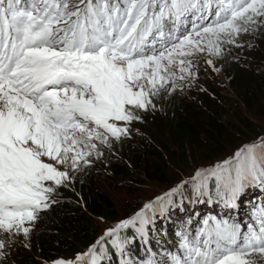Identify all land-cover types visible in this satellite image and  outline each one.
Returning a JSON list of instances; mask_svg holds the SVG:
<instances>
[{
	"label": "snow or ice",
	"instance_id": "1",
	"mask_svg": "<svg viewBox=\"0 0 264 264\" xmlns=\"http://www.w3.org/2000/svg\"><path fill=\"white\" fill-rule=\"evenodd\" d=\"M220 6L224 22L195 32L208 38L206 47L185 37L170 49L147 54L148 37L162 36L166 23L198 9V0H0V230L28 235L25 222L49 207L46 194L53 189L43 182L58 185L67 179L42 157L62 164L73 153L75 166L83 148L95 149L94 138L106 142V134L126 133L113 122L139 119L134 110L146 109L157 85L174 80V53L219 55L222 38L234 43V34L264 24V0H220ZM185 44L191 50L184 51ZM190 68L191 61L179 60L180 79L191 75ZM201 177L214 179L225 208H239L248 188L264 190V141L237 150L207 173L197 170L196 178ZM206 190V183L196 185L198 194ZM152 207L145 204L105 236L136 219L147 223L144 213ZM202 223L195 232L177 233L176 252L147 264H255L254 255L264 256V207L258 227L249 224L247 231L226 218ZM113 244L122 252L118 241ZM4 246L0 242V249ZM95 248L55 264H81L86 256L90 264H100Z\"/></svg>",
	"mask_w": 264,
	"mask_h": 264
},
{
	"label": "rangeland",
	"instance_id": "2",
	"mask_svg": "<svg viewBox=\"0 0 264 264\" xmlns=\"http://www.w3.org/2000/svg\"><path fill=\"white\" fill-rule=\"evenodd\" d=\"M215 1L213 0V2ZM200 2L207 3L208 6L210 5V0H200ZM223 22L224 20L221 23ZM185 37H191L193 41L200 40L201 44L205 47L207 45V37L202 39L193 33L185 35L182 40ZM233 39L234 43H227L222 38L219 55H210L207 50L203 52L193 51L192 55L184 57L179 56L178 53H174L173 55L176 58L174 80H170L164 87L157 85L158 91L154 95H151V104L146 109L134 110V115L139 117L138 120L133 119L127 123L123 121L113 122L119 127L127 128L126 133L121 134L119 138L106 134V142L94 138L90 143L96 145L95 149L90 147L83 148L85 154L77 158L75 166H73L71 159L73 153H69L68 161L62 164H57L47 157H42L44 162L53 164L59 171L67 173V179H62L58 185L54 181L43 182L45 187L53 189L46 194L48 198L56 197L55 191H64L66 187L71 186V183L79 179L83 174H90L95 181V186L105 192L113 201L117 212L115 219L91 216L98 227L96 242H101V237L103 239L105 237L110 239L124 231L127 227L120 228L111 236H105L107 230L115 229L122 221L133 219L136 213L144 208L145 204L153 205L152 209L145 210L144 219L147 223L142 225L141 220L136 219L134 224H130L129 226L131 227H128L134 231L136 238H138L141 232L144 235L145 228L150 235L148 227H151V231L153 229V231L158 232L164 244L173 248L175 246L173 240L174 225L182 221L181 226L185 225L184 229L186 232H190V223L194 222V227L199 229L203 226L200 220H205V215H208V213L228 217L231 222H239L242 231H247L246 226L249 224L258 227L255 222L260 209L264 207V190L259 186L255 187V189H247L243 204L239 207V212L238 208L231 210V208L221 207L224 204L216 187L209 188L208 183H215L214 179L205 180L204 177L196 178L197 170L207 173L216 165L232 158L237 150L253 143L260 145L264 141V120L252 117L245 112L246 110L236 91L229 85V75L223 64L224 61L226 63L227 58L234 59L235 57H239L240 53H244L243 64L261 76H264V24L257 23L256 25H252L247 32L241 31L239 34H234ZM174 44H179L177 43V39L169 45L163 44L155 47L152 52H156L158 49H170ZM183 50L189 51L191 50V46L185 44ZM180 59L191 61V75L184 73V79H180L182 75L179 71ZM208 60L212 61L211 65L207 63ZM171 88H176V91L181 93L186 99L190 98L194 101L197 100L200 90L205 91L211 96L213 94L210 89L216 90L219 95L225 97L224 99L220 97L218 100V102L223 103L222 121H227L230 118L235 123L237 113L242 111V113L251 118L256 126L253 131L237 132L234 142L224 145V151L220 155L210 156L211 158L203 163L192 162L189 166H184L177 161V155L178 157L183 156L182 153L180 152L179 154V148L173 143L167 132L164 131L165 128L161 127L162 124L158 121V118L155 117V120L150 121L145 116V113H154L156 115L159 112L160 107L158 102L160 101V93ZM99 131L103 132V129H99ZM112 139H127L134 142L137 147H140L138 142L142 141L161 151L163 162H158L164 163L165 171L170 177V182L165 183L166 180L158 179L161 175L158 172L153 174L156 175L154 177L147 174L145 168L148 157L145 155L139 153V157H137L139 164L137 165L130 163L123 155H115L112 147L109 146ZM81 149L82 146H78L76 151H81ZM257 151H259V147ZM115 159L126 163L128 168L126 174H113L111 165ZM200 183L207 184L206 193L203 195L198 194L196 191V185ZM174 189L176 191H173ZM158 197L161 199L157 200ZM254 213L257 215H253ZM153 214L155 216H152ZM197 216L200 218L199 221H193V218ZM41 219V211H37L34 221L25 222V226L30 229L27 236H24L22 232L20 234H10L0 230V242H3L5 245L3 249H0V253H2L0 255V264H20V248H30L31 234L33 230L41 228ZM170 225L173 226L170 227ZM141 228L143 229L142 231ZM144 240L148 239L144 237ZM157 247L156 251L153 250L155 255L151 253L152 250L150 248L148 249L150 254L148 261H159L167 254V251L160 244H157ZM78 254L81 253H74V255L60 253L49 261L39 258V262L36 264H55V261L59 259L75 261ZM252 259L255 264H264V256L254 255ZM81 264H87V260L85 259Z\"/></svg>",
	"mask_w": 264,
	"mask_h": 264
},
{
	"label": "trees",
	"instance_id": "3",
	"mask_svg": "<svg viewBox=\"0 0 264 264\" xmlns=\"http://www.w3.org/2000/svg\"><path fill=\"white\" fill-rule=\"evenodd\" d=\"M239 55L234 59L227 58L226 63L223 62L229 75V85L236 91L245 112L264 120V76L243 64L244 53ZM210 90L212 96L200 90L197 100L194 101L186 99L176 88H171L160 93V108L156 115L145 113L150 121L157 117L161 122V127L165 128L164 131L179 148V154L182 153L183 156L177 155V161L184 166H189L192 162L203 163L210 159V156L220 155L224 151V145L234 142L237 132L253 131L256 126L242 111L237 113L235 123L230 118L222 121L223 103L218 100L225 97L219 95L216 90ZM109 144L115 155H123L135 165L139 164V153L145 155L148 157L145 168L147 174L154 177L156 175L153 174L158 172L161 174L158 179L166 180L165 183L170 182L164 163H159L163 162L161 151L142 141L138 142L140 147L127 139H112ZM111 170L114 175H118L126 174L128 168L125 162L115 159ZM208 184L209 188L215 186L213 182ZM55 192L56 197L47 199L49 207L41 211L42 226L33 230L30 248H20V264H36L39 258L49 261L60 253L82 254L93 246H96L100 264H122V261L147 264L150 258L149 248L153 253L158 248L157 244L162 248L165 246L166 250L170 247L163 243L158 232L153 229L151 231V227H148V240H144L147 229L145 228L144 235L141 232L136 238L134 231L129 228L131 226L110 239L105 237L97 244L98 227L91 216L115 219L117 212L113 201L95 186L90 174H83L74 180L71 186L60 191L61 194ZM114 240L122 246V252L114 246ZM85 259L87 264H90L91 258L86 256Z\"/></svg>",
	"mask_w": 264,
	"mask_h": 264
},
{
	"label": "bare ground",
	"instance_id": "4",
	"mask_svg": "<svg viewBox=\"0 0 264 264\" xmlns=\"http://www.w3.org/2000/svg\"><path fill=\"white\" fill-rule=\"evenodd\" d=\"M172 40V37H169L166 41V43H169Z\"/></svg>",
	"mask_w": 264,
	"mask_h": 264
}]
</instances>
